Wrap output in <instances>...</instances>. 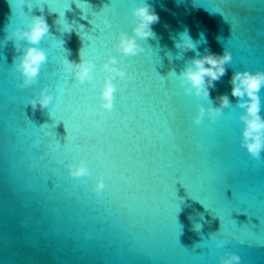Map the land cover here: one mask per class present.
Listing matches in <instances>:
<instances>
[{
	"label": "water",
	"instance_id": "water-1",
	"mask_svg": "<svg viewBox=\"0 0 264 264\" xmlns=\"http://www.w3.org/2000/svg\"><path fill=\"white\" fill-rule=\"evenodd\" d=\"M65 2L25 5L29 15L47 20L39 46L48 58L38 83L18 88L17 52L5 37L23 16L12 0H0V264H218L223 249L213 246V234L240 254L241 264H264V152L252 157L240 145L241 109L229 83L238 69H264V0H148L159 15L155 35L140 41L142 53L123 57L131 79L116 78L106 118L99 84L75 81L59 57L78 60L83 49L101 80L107 55L121 58L113 46L117 31L131 32V0H70L58 12L47 5ZM94 25L102 41L93 37ZM184 31L196 50L175 47ZM205 48L231 50V63L210 90L213 103L227 93L231 106L215 121L195 123L196 97L169 73ZM45 84L58 91L44 109H33L28 98ZM260 97L264 114V87ZM52 110L72 137L92 138L89 151L70 158L56 150L67 129ZM80 159L90 177L68 174L67 164ZM102 174L106 187L97 196L93 185ZM174 189L175 238L168 211Z\"/></svg>",
	"mask_w": 264,
	"mask_h": 264
},
{
	"label": "clouds",
	"instance_id": "clouds-1",
	"mask_svg": "<svg viewBox=\"0 0 264 264\" xmlns=\"http://www.w3.org/2000/svg\"><path fill=\"white\" fill-rule=\"evenodd\" d=\"M15 9L19 10L23 19L20 24L13 27L5 37L13 40L17 52L13 67V74L18 88H30L38 83L42 65L47 61L48 54L39 42L48 33L49 25L43 13L31 14L25 10V5L30 10L32 0H12ZM129 9V23L131 32L120 29L115 35L113 46L121 54V58L114 54H108L101 63L103 77L98 80L94 74L95 62L86 58L83 49L78 52L79 59L70 60L67 55H60L59 63L70 70L74 80L83 84L85 82H96L99 84L98 103L105 110V114L113 108L114 92L118 87L116 78L131 79L122 65L123 57H129L142 53L144 48L140 41L154 36L152 25L159 21V15L148 3V0H131ZM175 47L182 51L196 50L197 42L192 36L184 31L174 41ZM68 50H65L67 52ZM169 59L171 54L169 53ZM232 61L229 48H224L221 53L213 52L205 48L203 53L185 59L184 67L177 73L172 71L169 76L174 77L176 83L185 94L196 97L198 103L196 112L192 119L195 123L207 116L210 121H215L223 110L231 106L227 93H220L213 103L210 90L216 87L218 81L226 72V64ZM231 95L236 99V107L241 109L238 118L241 121L240 145L250 156L259 158L264 152V114L261 112L260 89L264 87V69L250 70L248 68L238 69L230 77ZM58 88H50L43 85L38 91L28 98V103L33 109L39 106L44 109L53 100ZM201 98L207 100L205 105ZM68 174L79 178L90 176V170L84 159L67 164ZM104 190V179L98 176L93 185V191L100 196ZM198 227V225H197ZM213 246L223 249L218 254V264H241V256L236 251H229L225 247V239L218 234L211 237Z\"/></svg>",
	"mask_w": 264,
	"mask_h": 264
},
{
	"label": "snow or ice",
	"instance_id": "snow-or-ice-1",
	"mask_svg": "<svg viewBox=\"0 0 264 264\" xmlns=\"http://www.w3.org/2000/svg\"><path fill=\"white\" fill-rule=\"evenodd\" d=\"M69 4H70V0H67V2H65L63 5H57L54 8L52 6V4L47 3V5L51 8V10L52 11H56V12H58V9L61 6L63 7V9L68 8ZM77 6L80 7L78 4H77ZM93 29H94L93 30V37L98 42L102 41L104 39L103 30L98 25H94ZM89 43H90V41H89ZM124 63H127L126 59L124 60ZM64 103L67 104V101H64ZM57 107H59V105ZM113 107H114V99H113ZM52 115L55 117L54 121L62 120L64 122L65 128L67 129V136H66V139H65V143L61 144V143H59V141H57V145H56V150L57 151L65 153L70 158H75L76 156H79L81 153L87 152V151H89L92 148L93 142H92V138L91 137H89L86 133H81V135L79 137H72L70 135V133H69V130H68V127H67V125L65 123V120L63 118H57V116L55 115V110H52ZM104 115H105V118H106L108 113L104 114ZM84 126H86V125H85L84 121L82 120V127H84ZM95 159L97 160L98 164H102V160H101L100 157H96ZM55 163L62 165V164L65 163V161L64 160H58V161H55ZM89 170H90V173L92 175V170L90 168H89ZM90 176H87V177H90ZM101 176L103 177V174ZM73 178H75V177H73ZM184 185L191 192L190 186H188L187 184H184ZM105 187H106V185H105V180H104V189H105ZM174 197H175V189L172 191V194L169 196V200H168V211H169L170 228H171L172 235L175 238L176 233L178 231V228H177V225L175 223V213L177 211V205H176V203L174 201ZM199 199H201L202 202L205 204L203 198H199ZM220 203L223 204L221 201H220ZM205 206H206V204H205Z\"/></svg>",
	"mask_w": 264,
	"mask_h": 264
}]
</instances>
